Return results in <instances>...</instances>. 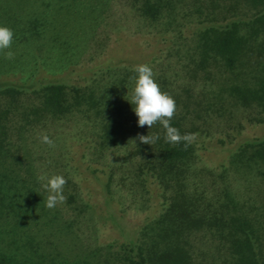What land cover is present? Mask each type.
<instances>
[{
    "label": "rangeland",
    "instance_id": "374dc122",
    "mask_svg": "<svg viewBox=\"0 0 264 264\" xmlns=\"http://www.w3.org/2000/svg\"><path fill=\"white\" fill-rule=\"evenodd\" d=\"M138 1L0 0V26L14 34L5 50L14 58L0 52V79L56 78L70 101L79 97L67 112L36 120L22 113L36 103L27 90L9 114L0 190L10 206L0 214V250L23 264H123L120 247L146 237L178 189L152 173V145L130 141L137 134L152 135L153 127L138 126L128 102L134 68L146 64L160 90L175 100L182 126H195L193 133L199 134L181 189L200 193L201 202L212 205L226 193L254 228V250L264 264V163L233 160L246 143L264 138V115L256 104L243 106L221 89L242 80L249 84L260 70L246 66L237 74L215 64L201 70L194 62V33L203 24L222 22V14L228 18L229 1L217 6L177 0L155 20L138 14ZM33 9L51 23L31 38L20 26L35 16ZM108 117L124 125L123 137L105 141ZM43 135L55 146L42 143ZM41 175L67 180L63 204L46 207ZM190 238L193 264H227L225 240L205 229Z\"/></svg>",
    "mask_w": 264,
    "mask_h": 264
},
{
    "label": "trees",
    "instance_id": "16d2710c",
    "mask_svg": "<svg viewBox=\"0 0 264 264\" xmlns=\"http://www.w3.org/2000/svg\"><path fill=\"white\" fill-rule=\"evenodd\" d=\"M174 1L177 0H139L136 11L141 16L155 20L164 12L173 9ZM226 1H229L227 12L230 16L226 18L222 14V22L203 24L194 33L197 53L195 67L205 70L210 64H215L220 70L237 74L246 66L254 67L258 73L260 70L261 74H255L249 84L241 79L240 83L233 82L221 89L226 90V95L243 106L256 104L264 115V0H209L210 4L217 6L218 2ZM31 13L35 16L27 18L20 26V31L22 35L34 38L49 28L51 20L40 18L34 9ZM27 90H31L30 94L36 103L22 113L25 117L31 114L36 120L45 115L59 116L67 112L71 104L78 103L77 95L72 96V101L67 98L66 86L56 78L32 80L28 83L0 79V165L4 160L2 154L6 152V122L9 121V114L19 105V95ZM85 98L89 101L93 99L91 94ZM92 103L93 101L89 103L90 106L94 105ZM182 118L174 114L170 121L171 126L176 127L181 135L193 133L195 126L184 128ZM152 127V135L159 136L152 145V173L164 184H177L178 189H174L175 194L169 205L152 222V227L147 229L146 237H141L137 243L129 240L120 247L123 250L122 263L193 264L190 235L194 231L205 229L216 234L218 240L228 243L227 264H262L254 250V228L242 213L234 210L226 193L222 202L212 205L201 202L200 193H188L181 189L184 165L192 156L193 144L185 149L183 142L175 145L166 143L162 125L157 122ZM102 132L105 141H110L112 138L123 137L125 130L119 120L108 117ZM233 160L244 165L258 160L264 163V138L246 143L235 153ZM3 192L0 190V214L10 206L5 204L6 196ZM223 262L225 264V260ZM23 263L25 262H20L0 250V264ZM26 264L35 263L30 261Z\"/></svg>",
    "mask_w": 264,
    "mask_h": 264
},
{
    "label": "clouds",
    "instance_id": "9594fccd",
    "mask_svg": "<svg viewBox=\"0 0 264 264\" xmlns=\"http://www.w3.org/2000/svg\"><path fill=\"white\" fill-rule=\"evenodd\" d=\"M13 31L6 27L0 26V52L4 53L5 59H13L14 53L12 51H5L11 48ZM136 75L130 77L134 81V87L131 91V99L128 101L133 106V111L138 117V126H148L150 129L157 122L162 125L165 130L164 140L170 144L184 143L185 149L193 144L198 133H187L181 135L176 127L171 126L172 120L176 112L175 100L160 90L159 85L154 81V73L146 64L137 65L134 68ZM128 95V93H127ZM41 142L47 144L49 147H54V142L47 136L40 137ZM159 139L158 135H140L132 142L138 140L142 144L153 145ZM38 179L43 182L42 188L48 192L45 205L48 209L55 208L58 204H63L66 197L63 195L64 185L67 180L62 175H52L50 178L41 175Z\"/></svg>",
    "mask_w": 264,
    "mask_h": 264
}]
</instances>
